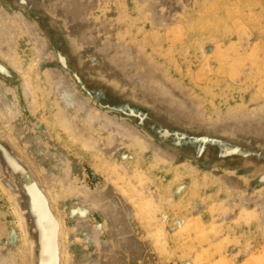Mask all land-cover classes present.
Wrapping results in <instances>:
<instances>
[{
    "label": "rangeland",
    "instance_id": "1",
    "mask_svg": "<svg viewBox=\"0 0 264 264\" xmlns=\"http://www.w3.org/2000/svg\"><path fill=\"white\" fill-rule=\"evenodd\" d=\"M5 27L0 259L47 228L51 264H264V0H0Z\"/></svg>",
    "mask_w": 264,
    "mask_h": 264
},
{
    "label": "bare ground",
    "instance_id": "2",
    "mask_svg": "<svg viewBox=\"0 0 264 264\" xmlns=\"http://www.w3.org/2000/svg\"><path fill=\"white\" fill-rule=\"evenodd\" d=\"M225 10V9H224ZM222 14V13H221ZM218 17V16H217ZM223 17V16H222ZM236 21V20H235ZM15 27H5V29L3 30V32L0 34V40H1V44H0V53H1V55L2 56H6L9 60H11V62H12V65L14 64L15 66H18V67H21L20 66V60H19V58L18 57H12L11 56V52L9 53V52H7L6 51V46H4V44H3V40H6L7 38H9L10 36H12V38H17L18 36L16 35L17 33H16V31H15ZM204 29V28H203ZM213 30V29H212ZM211 30V31H212ZM221 30V29H220ZM202 31V30H201ZM210 31V30H209ZM210 31V32H211ZM1 32V31H0ZM194 32V31H193ZM221 32V31H220ZM220 34V33H219ZM223 34H224V32H223ZM221 36H222V34H221ZM232 42H233V40H232ZM238 43V42H237ZM252 45V44H251ZM228 46V45H227ZM8 47V46H7ZM234 48V47H233ZM228 49V48H227ZM232 53V52H231ZM4 54V55H3ZM4 56V57H5ZM234 56V55H233ZM257 56V55H256ZM215 58H216V56H215ZM234 62V61H233ZM13 65V66H14ZM216 70V69H215ZM225 70V69H224ZM25 76V80H26V85H25V88H26V92H27V94L29 95V97H30V99H33V101H36V99H35V97H34V94H33V89H34V87H35V82H34V80H33V77H32V74L31 73H27V74H25L24 75ZM261 84V83H260ZM37 87V86H36ZM66 109H67V107H66ZM65 110V109H64ZM66 111H68V112H66ZM64 113H62L63 114V116L62 117H58V123H59V125H61L62 127H64L65 129H66V131H68L69 133H71L72 134V138L73 139H76V140H78V139H81L80 137H82L83 135H81L79 132V130L76 132V130H77V128H78V125L76 124V123H74V122H72L71 121V117H70V115L69 114H71L72 115V113H70L69 112V109H67ZM10 115V114H9ZM4 116V115H3ZM10 117V116H9ZM97 117V116H96ZM95 117V121H96V119H99L98 117L96 118ZM94 118V117H93ZM99 121H100V119H99ZM76 122V121H75ZM98 122V121H97ZM10 126H11V124H9ZM10 126H8V127H10ZM6 129V128H5ZM8 129V130H7ZM6 129V132L11 136V133H10V128H7ZM5 139V138H4ZM11 139L13 140V141H15V139H14V137L13 136H11ZM4 142H6V141H4ZM4 142H2L1 144H0V152H1V155H0V159H1V161H2V165H3V163L5 162L6 164H7V166L10 168V171L11 172H13V174H17V175H19V173H20V170H19V168H18V166H17V164L19 165V167H22L21 165H20V162H22V161H18V160H20L21 158H19L18 160H17V162H16V164L14 163L15 161V159L19 156V155H17V153H16V155H17V157L14 159V160H12L13 159V157H15L14 155H13V157H12V159H11V157H10V155L11 154H8V152H10V148H9V146L11 147L12 145H9L8 146V148L6 147V146H4ZM73 142V141H72ZM11 144V143H10ZM7 145H8V143H7ZM77 145V144H76ZM92 146V145H91ZM90 146V147H91ZM12 149V148H11ZM13 152V153H14ZM12 153V152H11ZM12 153V154H13ZM9 155V156H8ZM27 158V157H26ZM14 161V162H13ZM4 163V164H5ZM1 164V163H0ZM21 164H23V162L21 163ZM33 165H34V163H32ZM4 166V165H3ZM24 166V165H23ZM35 166V165H34ZM28 166H26V168H27ZM37 167V166H36ZM102 167V166H101ZM3 168H5V167H3ZM149 168V167H148ZM23 169H25V167L23 168ZM28 169V168H27ZM27 169H26V171H27ZM30 169V168H29ZM121 170V169H120ZM139 170V169H138ZM40 171V170H39ZM39 171H36V172H38L39 173ZM146 171V170H145ZM69 172V171H68ZM68 172H66V174L68 173ZM142 172V171H141ZM147 172V171H146ZM42 174V175H41ZM41 174H39L40 176H43V181H47V178L44 176V174H43V172L41 171ZM69 174V173H68ZM67 174V175H68ZM125 174V173H124ZM142 174V173H141ZM140 174V175H141ZM145 174H147V173H145ZM145 174H143L144 176H145ZM12 176V175H11ZM26 176V175H25ZM35 176V175H34ZM137 176V175H136ZM20 177V176H19ZM71 177V173L67 176V178H69V179H71L70 178ZM123 177V176H122ZM121 177V178H122ZM27 178H29V177H27ZM63 178V177H62ZM66 178V177H65ZM65 178H63V179H65ZM66 178V179H67ZM10 179V178H9ZM13 179H15V178H13ZM65 179V180H66ZM69 179H68V181H69ZM146 179V178H145ZM6 181H9V180H7V179H5ZM5 180H3V182L5 181ZM34 181H36V179L34 178ZM49 181V180H48ZM47 181V184H48V188H50L51 189V191H52V193H53V195H54V197H55V199L56 200H58V197H59V193H58V191H56L55 190V185H53L52 186V184H50V182H48ZM64 181V180H63ZM16 182V181H15ZM65 182V181H64ZM7 183H11V181L10 182H7ZM29 183V182H28ZM66 183V182H65ZM64 183V184H65ZM68 183V182H67ZM6 184V183H5ZM4 184V185H5ZM35 184H37V183H35ZM34 184V185H35ZM138 184V183H137ZM7 185V184H6ZM17 185H18V183H17ZM30 185V184H29ZM33 185V186H34ZM66 185V184H65ZM142 185V184H141ZM28 186V185H27ZM26 185L25 186H21L22 188H25V187H27ZM32 186V187H33ZM38 186V185H37ZM57 186V185H56ZM6 187V186H5ZM18 187H20V186H18ZM20 187V188H21ZM40 187V186H39ZM58 187V186H57ZM64 187V186H63ZM67 189H68V187H70V185L69 184H67L66 186H65ZM14 188V187H13ZM12 188V189H13ZM132 188V187H131ZM134 188V187H133ZM66 189V190H67ZM194 189V188H193ZM11 190V189H10ZM19 190H21V189H19ZM23 190V189H22ZM41 190H43L42 188L40 189V192H42ZM62 191H64V188L63 189H61ZM143 191V190H142ZM192 191V190H191ZM18 192H20V191H17V193ZM68 192V191H67ZM124 192V191H123ZM130 192V191H129ZM139 193H140V191H138ZM43 193H44V195H45V192H42V195L41 196H44L43 195ZM134 193H136V192H134ZM194 192H192V194H193ZM15 194V193H14ZM189 194V193H188ZM29 195V194H28ZM194 195V194H193ZM39 196V195H38ZM45 197H47L46 195H45ZM38 198V197H37ZM41 198V197H40ZM99 199H100V197H98ZM136 198V197H135ZM43 199V198H42ZM39 200V199H38ZM41 200V199H40ZM47 200V198L44 200V201H46ZM144 200V199H143ZM34 202H35V208H36V206H37V208L36 209H40V208H38V202H36L35 201V199L33 200ZM42 201V200H41ZM43 201V202H44ZM32 202V201H31ZM43 202H41L42 203V205H43ZM47 202H48V200H47ZM47 202H45V205L47 206L48 204H46ZM40 203V202H39ZM49 204H50V199H49V202H48ZM12 204V203H11ZM33 204L31 203V206H32ZM45 205H43L44 207H45ZM51 205V204H50ZM34 206V205H33ZM32 206V207H33ZM49 206V205H48ZM48 206H47V208H48ZM142 207V206H141ZM46 208V207H45ZM51 206H50V209L49 210H51ZM152 208V207H151ZM17 209H19V211H20V208H19V205H17ZM16 209V210H17ZM46 210V209H45ZM58 210V209H57ZM43 211V210H42ZM48 211V210H47ZM28 212V214H29V211H27ZM30 212H31V214H30V216L32 217V216H35V215H37L36 213H35V211L34 210H30ZM35 214V215H33V213ZM40 212V211H39ZM44 212V211H43ZM43 212H42V214H43ZM51 212H55V210H51ZM25 214V213H24ZM45 214V213H44ZM52 214V213H51ZM144 214V213H143ZM21 215V214H20ZM53 215H55V213L54 214H52V216ZM63 215V214H62ZM47 216H49V215H47ZM51 216V215H50ZM51 216V217H52ZM31 217H29V218H31ZM36 217V216H35ZM35 217H32L34 220L33 221H35ZM38 217V216H37ZM36 217V218H37ZM50 217V218H51ZM53 217H55V216H53ZM32 218H31V221H32ZM39 219H40V221H42V220H44L43 219V215H41V214H39ZM53 219V218H52ZM50 220V219H49ZM54 220H55V218H54ZM61 220V219H60ZM24 221L25 220H23V219H21L20 218V225L21 226H23V229H24ZM33 221H32V224H33ZM46 221V220H45ZM27 222V221H26ZM26 222H25V224H26ZM145 222V221H144ZM152 222V221H151ZM35 223V222H34ZM46 223L47 224H49L50 222H48V221H46ZM52 223V222H51ZM57 223H60L59 221L57 222ZM56 223V224H57ZM148 223V222H147ZM36 226H37V224H35ZM34 225V226H35ZM27 226V225H26ZM35 226V227H36ZM57 226H59V225H57ZM37 228V227H36ZM35 228V229H36ZM56 227H54V229H55ZM160 228V227H159ZM38 229V228H37ZM54 229H53V231H54ZM66 229V228H65ZM63 230V232H64V236H65V233L67 234V230ZM22 230V229H21ZM27 230V229H26ZM57 230V229H56ZM24 231V230H23ZM22 231V232H23ZM40 231L43 233V235H42V246H41V250H37V253H40V251H42V254H44L42 257H41V260L39 261V259L38 258H40V255H39V257H37L38 255H36V259H38V262L39 263H37V260H36V262H35V264L37 263V264H51L50 263V258H49V255H50V251H51V248H52V246H51V244H50V242H51V239L52 238H50V235H49V231H48V229L47 228H45V230L44 229H41L40 228ZM59 231V230H58ZM57 231V232H58ZM26 233H27V231H25ZM25 232H23L24 234H25ZM37 232V231H36ZM41 232L39 233V235L41 236ZM150 233V232H149ZM24 234H21L22 235V239H23V243H22V247H21V249H20V254H17L18 256H16V257H19V258H21L22 259V261H19V260H17V258L16 257H9V258H7V257H4L3 259H0V264H27V257H26V255H25V247L27 246V245H25L26 244V240L28 241V243H30V241H32V240H29V237L31 236L30 234L28 235V237H27V235L25 234V236H26V238H24L23 237V235ZM28 234V233H27ZM55 234V233H54ZM58 234V233H57ZM33 235V234H32ZM37 235L38 234H36V237H37ZM62 236V235H61ZM54 237H55V235H54ZM35 238V237H34ZM38 238V237H37ZM41 238V237H40ZM25 240V241H24ZM56 240V239H55ZM55 240H53V241H55ZM60 240V239H59ZM61 240H62V237H61ZM33 241H35L34 239H33ZM41 242V241H40ZM27 243V244H28ZM40 244V243H39ZM55 244V243H54ZM62 244V243H61ZM159 244V243H158ZM41 245V244H40ZM57 246H58V243H57ZM28 247V246H27ZM54 248V247H53ZM160 248H162V246L160 247ZM29 250V249H28ZM19 251V250H18ZM55 251V250H54ZM58 251V249L56 250V252ZM68 250H67V245H66V243H65V251H64V254H65V256H66V253H67V255H68V252H67ZM55 252V253H56ZM30 254H31V251H30ZM58 256H59V254H57ZM59 259V258H58ZM61 261V260H60ZM62 262V261H61ZM58 263H59V261H58ZM62 264V263H61Z\"/></svg>",
    "mask_w": 264,
    "mask_h": 264
},
{
    "label": "water",
    "instance_id": "3",
    "mask_svg": "<svg viewBox=\"0 0 264 264\" xmlns=\"http://www.w3.org/2000/svg\"><path fill=\"white\" fill-rule=\"evenodd\" d=\"M7 148H8V147H7ZM8 149H9V148H8ZM9 150H10V149H9ZM12 150H13V149H12ZM10 151H11V150H10ZM12 153H13V152H12ZM13 155H14V154H13ZM15 157H16V156H15ZM18 157H19V156H18ZM19 158H20V157H19ZM21 160H22V159H21ZM22 162H23L24 165L26 164L25 161L22 160ZM4 163H5V162H4ZM5 165H6V167H7V168H5V169H7V171L3 168L4 173H5V175H6L7 177L10 178L11 171H10V169H9V167L7 166L6 163H5ZM29 168H30V167H29ZM14 175H15V174H14ZM14 175H13V177H17V176H14ZM0 176H1V175H0ZM17 179L20 180L19 177H17ZM35 262H36V261L34 260V263H32V264H35Z\"/></svg>",
    "mask_w": 264,
    "mask_h": 264
}]
</instances>
